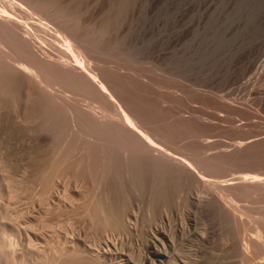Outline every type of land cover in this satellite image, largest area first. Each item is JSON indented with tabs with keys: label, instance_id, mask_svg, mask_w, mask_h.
Wrapping results in <instances>:
<instances>
[{
	"label": "rangeland",
	"instance_id": "1",
	"mask_svg": "<svg viewBox=\"0 0 264 264\" xmlns=\"http://www.w3.org/2000/svg\"><path fill=\"white\" fill-rule=\"evenodd\" d=\"M26 2L47 4L48 13L63 14L59 15L63 20L58 17L62 21L53 14L56 23L63 22L65 29L72 28L76 33H71L81 38L87 36L86 41L94 38L102 52L95 59L101 57V62L105 57L108 64H99L118 69L113 72L116 74H109L114 79L108 76L118 88L115 97L121 96L126 101L119 99L121 103L131 105L129 109L135 107L137 116L143 115L149 125L155 124L156 131L174 140L172 148L202 154L208 147L203 156L219 155V160L225 161L216 164L220 171H215L224 180L248 173L264 175V0ZM57 9L60 12L56 13ZM109 72H101L102 77L108 78ZM18 88L0 89V229L18 236L11 240L16 253L28 237L41 235L39 245L46 253L40 263L36 260L30 264H235L229 250L247 239L243 228H248V219L264 214L261 194L239 198L250 217L243 220L245 227L236 224V228L235 221H228L230 217H225L220 203L212 199L208 185L203 187L202 182L158 202L149 224L148 195L143 191L134 195L126 188L129 192L124 189L119 197L124 198L120 199L126 206L124 219L129 232L97 233L99 225L88 214L91 217L93 213L91 197L100 175L95 168H91L93 172L85 164H73L75 156L80 157L83 142L58 135L51 121H39L37 116L35 123L33 99L26 110L29 116L32 113L33 121L28 120L32 131L15 126L12 119L20 114L16 107ZM240 143L243 146L237 148ZM70 153L76 155L61 162L60 157ZM108 185L111 188L106 187L107 192H112L113 184ZM80 189L85 192L82 197L77 196ZM64 193L74 195L69 205L64 203V196H68ZM185 196H189L188 202ZM208 198L211 204L206 203ZM12 226L21 234L17 235ZM155 246L160 248V258L152 257ZM0 264L24 263L20 255L15 263L9 256L0 255Z\"/></svg>",
	"mask_w": 264,
	"mask_h": 264
},
{
	"label": "bare ground",
	"instance_id": "2",
	"mask_svg": "<svg viewBox=\"0 0 264 264\" xmlns=\"http://www.w3.org/2000/svg\"><path fill=\"white\" fill-rule=\"evenodd\" d=\"M26 1L0 0V80L2 81L0 87L8 90V86H19L18 94L14 93L17 97L19 95V100H16L18 103L16 107H18L17 109L20 112L12 119L14 120L12 123L15 126L23 128V131H32L29 129L32 113L29 116V114H26V110L28 111V106L34 103L31 106L36 105L37 109V114L33 113L36 114L35 123L37 116L39 121L45 123H47V120L48 122L51 121L54 128L58 130V135H62L68 140L79 138L83 142L82 152L79 153L80 157L75 156V158L79 159H75L73 164L76 166L85 164L92 171L96 169V173L100 175L96 192L91 197L94 204L93 213H91V217L86 213L93 222L99 225L96 232L116 231L118 233V231H121L124 234L129 232L124 219L126 207L124 201H122L124 198L122 199V196L119 197L124 194L121 192L127 190L126 188L132 190L130 192L134 193V195L142 191L148 195L147 219H149V224L153 217L151 216L154 212L153 207L155 209L156 205L158 206L162 202L161 200H168L169 196L173 195V193H179L184 190V187L193 189L198 182H202L204 184L203 187L205 184L206 186L208 185L207 189H210V195L214 197L211 198L214 201L217 200L220 206L217 202L215 203L223 210L220 209L219 212L222 211L224 215L226 214V218L227 216L230 217V219L227 218L228 221L233 219L235 227L236 224L243 227L245 225L243 220H247L250 216L247 211L248 207L241 206L240 202L242 200H238L240 197L242 199V197L252 196V194L253 197H255V194L256 196L262 195L264 198V175L248 173L240 175L236 179L224 180L222 179L223 177L221 178L218 175L220 170L218 169L219 165L216 164H222L225 161L219 160L221 157L219 155L203 156L206 155L203 153L209 150L208 147L204 149V152L202 150L203 155L201 152H192L191 149L178 147V150L175 149L177 146L172 148L171 145L174 140L167 138V135L165 137L161 132L159 133L160 130L156 131L158 128H154L155 124L151 126L153 123L150 122L149 125V121L142 117L143 115L137 116L136 114H139L138 110L133 106L129 109L128 107L131 105L128 106V103H126L127 106L124 105L123 102L126 101L121 96L119 99L123 100L122 103L116 98L119 94H115L117 92L116 89H118L115 88L116 83L112 80L115 77L109 74L117 73L118 69H111L109 65L103 67L102 63L108 64V62H104L105 57L103 60L101 59V62V57L95 59L99 53L96 40L88 37L87 40L89 41H86L85 37L87 36H82L81 38L79 34V36L74 34L76 32L72 28L71 30H67L68 27L65 29L63 22H60L63 19L59 17V15L62 16L63 14L59 13L58 15L55 12H49L51 13L49 16L47 4L35 5ZM46 12L48 16H46ZM58 12L60 10L58 11L57 9L56 13ZM53 14L58 16L55 17ZM53 17H55L54 19L59 17L62 20L58 18L60 21L58 20L57 23L59 24H57V20L55 21ZM51 18L54 21L48 20H51ZM60 24L63 26H60ZM90 38L93 40L92 42ZM103 55L106 56L107 52H103ZM129 57L131 58V56ZM108 61L110 62V59ZM117 67L119 68L120 65ZM120 68L123 67L121 66ZM101 69L104 71H101ZM109 69L112 72H109ZM107 71L109 72L107 77H112L111 80L108 77L110 83L112 81L115 83H112L114 84L112 89L110 87L112 84L108 83V78H105L106 75L102 77L104 76L103 73L107 74ZM113 88L115 89L113 90ZM114 94L117 96L115 97ZM32 107L31 111L33 110ZM131 109L136 113L132 112L133 110ZM144 120L147 121L145 122ZM241 145L243 146L240 143L237 148ZM72 151H75V149ZM73 155L76 154L70 153L61 156V162L65 163ZM221 155L223 156V154ZM210 161L215 163L214 172L212 171L214 166ZM221 161L223 162L221 163ZM206 172L212 174H207ZM218 176L221 179H218ZM211 177L214 179H210ZM110 183L114 186L112 187L114 194L110 190L108 192L106 190L108 186L111 188L108 185ZM129 190L127 191L129 192ZM79 191L81 192L77 196H84L85 192L81 189ZM66 194L68 196L63 195L66 200H62H65L64 203L69 205L74 195ZM186 197L189 198V196H185V199ZM210 199L205 200L207 204L208 202L211 204L212 200L210 201ZM262 209V207H259L260 211ZM259 215L256 219H248L247 224L250 223L248 224L249 226L247 225L248 228L244 226L245 228L243 229L248 233L247 239L243 238L229 250L234 253H232V256L236 258V260H233L235 264H264V214L260 213ZM243 217L244 219H242ZM238 222L241 224H238ZM13 228L17 231V235L21 234L17 227L14 226ZM6 232L5 228L0 229V238L2 239L0 242V255L9 256L14 263L17 255L21 256V261L24 264H30V262L36 260L39 262V259L46 253L44 248L39 245L43 241V238L40 237L41 235L33 238L28 237L26 244L22 245L21 249H19L20 246L18 245L19 252L16 253L15 249H13L14 246L12 247L13 242H11L12 237L14 238L16 235H7L8 232ZM152 235L154 236V234ZM47 242L45 243L47 244ZM228 243L230 244V240ZM155 247L152 257L160 258L162 256L160 248L157 249L159 246ZM185 260L187 259L185 258Z\"/></svg>",
	"mask_w": 264,
	"mask_h": 264
}]
</instances>
